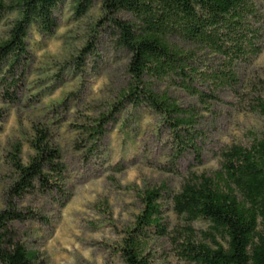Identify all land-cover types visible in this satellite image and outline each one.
Masks as SVG:
<instances>
[{
    "label": "trees",
    "instance_id": "trees-1",
    "mask_svg": "<svg viewBox=\"0 0 264 264\" xmlns=\"http://www.w3.org/2000/svg\"><path fill=\"white\" fill-rule=\"evenodd\" d=\"M64 0H0L4 12L15 13L0 41V85L4 73L14 76L27 59L31 31L52 37L58 24L55 12ZM74 19H81L99 3L107 34L127 58L121 87L108 110L81 116L69 127L73 149L83 158L99 153L106 127L125 107H145L170 131L172 163L186 152L199 157L196 130L202 111L221 103L228 92L249 112L264 118V80L246 78L247 70L264 49V13L254 0H73ZM5 71V72H4ZM21 71H23L21 69ZM7 75V76H8ZM177 88L196 105L184 107L170 93ZM8 98L11 99L8 92ZM0 112V122L2 121ZM32 154L24 164L21 147L10 157L12 181L3 193L0 211V264H38L39 253L17 238L11 224L28 217L15 199L26 194L61 195L65 167L47 131L32 128ZM220 168L212 175L190 174L177 191L165 186L147 189L133 226L115 252L122 264H152L150 245L170 237L162 219L167 200L174 217L183 223L170 237L179 256L189 264H264V131L249 146L232 144L221 150ZM194 223L207 229L196 233ZM263 228V230L261 229Z\"/></svg>",
    "mask_w": 264,
    "mask_h": 264
},
{
    "label": "rangeland",
    "instance_id": "rangeland-1",
    "mask_svg": "<svg viewBox=\"0 0 264 264\" xmlns=\"http://www.w3.org/2000/svg\"><path fill=\"white\" fill-rule=\"evenodd\" d=\"M254 1L264 13V0ZM73 8V0L58 6V27L52 37L31 31L23 71L17 69L13 77L7 71L2 75L6 83L0 85V211L12 181L13 148L21 147L25 164L32 154L28 143L34 137L32 128L47 131L65 167L64 195L55 189L15 199L16 209L28 217L11 224L17 238L39 253L38 264H122L115 250L140 213L143 192L161 186L173 192L190 174L212 175L220 168L221 150L232 144L249 146L264 131V118L228 92L219 95L221 103L204 112L172 87L170 93L179 105H196L202 111L196 127L199 157L186 152L172 163L169 129L145 107H125L106 127L99 153L83 158V152L73 149L75 134L69 126L79 124L81 116L108 110L125 78L127 58L108 36L99 3L77 21ZM15 18V13L4 12L0 41ZM257 76L264 80V49L246 72L252 82ZM161 205L168 236L173 237V230H182L183 223L174 217L167 200ZM192 228L196 233L207 229L203 223ZM170 237L151 243L152 264H189Z\"/></svg>",
    "mask_w": 264,
    "mask_h": 264
}]
</instances>
